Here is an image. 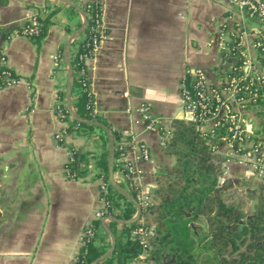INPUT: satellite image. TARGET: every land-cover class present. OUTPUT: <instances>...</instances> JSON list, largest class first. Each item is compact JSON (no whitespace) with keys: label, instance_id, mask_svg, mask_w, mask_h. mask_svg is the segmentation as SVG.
<instances>
[{"label":"crops","instance_id":"crops-1","mask_svg":"<svg viewBox=\"0 0 264 264\" xmlns=\"http://www.w3.org/2000/svg\"><path fill=\"white\" fill-rule=\"evenodd\" d=\"M69 1L77 5V14H71L69 4L61 0H0L4 31L23 23L34 11L45 15L56 8L38 43L20 34L0 36V47L20 76L14 85L0 88V264H74L82 231L103 206L92 166L82 178L64 173L68 149L85 146L98 152L103 147L101 135L66 132L62 145L53 139L67 123L58 118L54 105L57 92L62 91L67 108L68 64L64 52L57 63L52 55L60 47L65 49L70 35L79 29L83 4L99 1L105 28L96 51L86 60L96 113L132 144L148 146L150 158L137 163L134 180L149 193L151 204L159 200L156 189L165 179V169L175 163V156L166 152L164 134L170 137L171 121L182 119L179 82L186 69L202 67L209 83L221 85L228 64L220 39L229 44L239 35V48L264 70V54L253 46L252 34L255 28L264 34V25L228 0ZM143 101L161 129L145 127L139 111ZM263 108L243 107L252 136L251 119L256 122L257 110ZM212 126L213 118L198 128L208 132ZM215 145L216 152L226 156L223 180L239 179L244 186L259 181L264 187V170L236 160L225 142L218 139ZM112 176L120 181L117 171ZM122 190L128 192L127 187ZM154 213V209H141L140 218L155 228ZM100 224L98 236L107 234L111 243L107 223L106 227ZM147 256L133 264H157L150 252Z\"/></svg>","mask_w":264,"mask_h":264},{"label":"trees","instance_id":"trees-1","mask_svg":"<svg viewBox=\"0 0 264 264\" xmlns=\"http://www.w3.org/2000/svg\"><path fill=\"white\" fill-rule=\"evenodd\" d=\"M67 7L71 14H77L75 7L72 5H67ZM98 7V3L93 2L81 6L86 23L82 31L71 41L68 48L72 74L70 104L78 116L85 119H96L111 129L112 152L107 148L108 138L104 129L86 122L70 121L68 120L67 111V116L61 117V121L67 122L65 125L67 132L76 135H89L92 132H98L101 135L103 147L100 151L95 152L85 146L73 150V161L70 170L74 172L73 179L84 177L90 170L87 167L88 158L89 156L93 157L94 176L102 173L106 182V192H101V197L109 202L110 209L113 207L120 208V212L114 214V218L106 224L114 236V246L111 252L103 256L110 246L109 238L107 234L98 236L96 232L92 240L81 246L77 254L78 258L82 259L85 264L91 261H94L95 264H125L135 258L140 252V248L137 241L132 239L130 235L135 222L122 224L116 220L130 218L136 211L134 202L109 182L108 165L111 155L112 171H117L120 168L116 158L119 153L117 141L121 136V132L111 127L102 116L91 113L88 104L89 98L93 95L88 87L87 65L83 59L79 58L80 55L90 54L91 36L95 33L91 27L94 25L95 12L100 11ZM55 10L56 8L45 15L39 14L41 31L36 37H31L34 42L38 43L45 35L49 17ZM77 26H81L80 21L77 22ZM7 31L9 30H5L3 33ZM67 32H70V30L67 29ZM232 42L230 41V43ZM59 50L62 58L64 49L60 47ZM250 89L251 87L243 89L239 96L246 98ZM262 95H264V89L257 90L256 97L244 102V106L254 105L256 109L257 106L263 108ZM57 98L63 106L64 92L58 91ZM63 109L66 110L65 105ZM257 112L264 113V108L258 109ZM218 131L223 132L221 127L216 130V133L204 132L195 123L181 118H174L171 121V134L165 141V149L166 152L175 156V163L172 167L165 169L163 174L166 181H163L164 183H161L156 189L159 200L142 208L155 210L152 221L156 227L152 229L154 237H152V243H150V253L153 258L157 259L159 253L164 251L174 254L176 262L180 261L181 264H197V256L193 255V248L198 241L195 242L191 239L189 233L196 234L197 228L194 229L191 223L196 218L203 217L207 221L209 229V233L206 234L209 242L205 241L207 242L205 243V249L212 253V257L206 259L205 262H210V264H264V224L261 223L264 209L257 208L253 220H246L245 223L234 225L231 224L229 219L236 220L239 216L235 214L231 205L226 203L225 199L220 196L223 184L218 185V178L221 173V163L226 159V156L212 149L213 145L218 142V137H216ZM255 140H264V136L257 137ZM117 185L120 189L127 187L126 182L123 181H117ZM127 193L133 197L131 191L128 190ZM247 195L251 198H257L253 190H248ZM188 208H191L189 216L186 215ZM258 221L261 222L258 223ZM91 224L96 230L101 225L99 219H93ZM146 225H150V223L146 222ZM247 232L252 239L247 243V248L239 251L240 245L238 242L241 240L239 235L243 234L245 236ZM205 238H199V242H201L200 239L202 241L206 240ZM98 240H101L102 243H98ZM227 246H230V252L234 253L229 259L221 254V251ZM145 259H148V256Z\"/></svg>","mask_w":264,"mask_h":264},{"label":"built area","instance_id":"built-area-1","mask_svg":"<svg viewBox=\"0 0 264 264\" xmlns=\"http://www.w3.org/2000/svg\"><path fill=\"white\" fill-rule=\"evenodd\" d=\"M231 5L242 11L247 17L258 20L264 25V0H228ZM98 3L99 12H95L94 25L91 27L95 33L91 36L90 54L80 55L79 58L83 61L92 57L96 51L101 39L105 34V28L101 20V5L99 1H89ZM87 2L86 4H88ZM88 6V5H87ZM39 12H32L31 16L23 23L13 26L3 33V28L0 27V36L8 38L11 34H20L28 37H36L41 31V22L38 19ZM254 36L253 46L256 50L264 54V34L261 28L252 30ZM239 35L232 40V43L226 44L220 39V47L227 61L228 67L225 73L226 79L221 85L211 84L208 82L206 70L202 67L187 68L185 75L179 82V95L182 102V119L193 122L197 126H201L208 119L213 118V126L209 133H216V130L221 127L223 132L218 131L216 137L225 142L230 155L236 158L239 162L249 163L254 170H264V151L260 141L252 139L251 124L244 120L242 110L244 102L254 99L257 95V90L264 89V70H261L257 63L245 56L239 48ZM53 60L57 63L61 59L60 50H56L52 55ZM88 71V68H87ZM87 77V72H86ZM88 79V77H87ZM20 80V76L9 65L7 55L0 47V88L14 85ZM243 87V88H242ZM249 90L246 98L239 96L243 89ZM57 99L54 105L55 112L58 118L67 116L70 121L75 120L69 110L63 109ZM89 107L94 115L96 109L94 107L93 97L89 98ZM66 111L68 112L66 114ZM141 119L145 123L146 128L159 126L158 119L150 112V107L147 102H141L139 105ZM66 125V124H65ZM65 125L56 131L53 139L56 145L64 143ZM161 129V128H160ZM205 132V131H204ZM164 139H168V135L164 134ZM91 137L97 138V133L89 134ZM119 153L116 160L120 164L117 170L120 181L126 182L127 189L133 193L134 200L140 205L141 209L151 204L149 193L143 190L134 180L138 175L137 163L150 158V150L146 143L137 142L132 144L124 135L121 134L117 141ZM77 147L68 149V156L64 163V173L67 177L72 178L74 172L70 170L71 162L73 161V150ZM216 145L212 149L216 151ZM130 155V156H129ZM94 158H89L87 167H93ZM98 180L100 193L106 192V182L103 179V174L95 176ZM102 208L94 212V219H99L101 223H107L114 218V214L119 213V207L110 209L109 202L103 197ZM154 227L146 225V222L140 217L135 221V225L131 229V238L137 241L140 252L134 259L125 264H133L135 259H143L150 252V237ZM97 230L91 223L87 224L82 231L81 246L92 240ZM74 264H85L82 259L75 257ZM88 264H95L94 261Z\"/></svg>","mask_w":264,"mask_h":264},{"label":"rangeland","instance_id":"rangeland-1","mask_svg":"<svg viewBox=\"0 0 264 264\" xmlns=\"http://www.w3.org/2000/svg\"><path fill=\"white\" fill-rule=\"evenodd\" d=\"M247 22L249 21L245 20V23ZM249 109L250 110L252 109L251 111H255L253 108H249ZM257 116L258 117H257L256 122L254 119H251V122L253 123V129H254L253 130L254 134H253L252 139L254 141H256L255 138L264 136V113H259ZM258 141L261 142V146L264 151V140H258ZM223 165H224V161L221 163V173L219 175V178L223 177V174H222ZM237 176L241 177L242 175H237ZM164 181H166V179H164ZM241 182L242 181H240L239 179H235V178H233L232 181L226 178L224 180L222 179L220 183L218 181V185L223 184V187L220 191V196H222V198L225 199L226 203L231 205V207L234 209L235 214H237L240 217L239 214L241 210L246 213H250L253 209H257V208L264 209V196L262 195V193L264 192V187L260 184V182L259 181L251 182L250 184L248 183L246 186L242 185L243 183ZM247 188L255 189V194L257 198H251L250 196H248ZM253 199H255L256 202H254L253 206H251L250 201H252ZM190 212L188 215L187 214L186 215L189 216L191 214ZM229 221L231 222V224L233 223L234 225H237L238 223L240 224L243 222L245 223V220H242L241 222L239 221V219H236V220L229 219ZM260 222L261 221H258V223ZM261 223L264 224V221H262ZM191 225L194 227V229L197 228L196 234H192L191 232L189 233V237L191 239H193L195 242L198 241V243H195L194 248H193V255L197 256V257L195 256L197 260V264H210V262H205L206 259H208L209 257H212V253L205 249V243H207L205 241L209 242V238L208 236H206V234L209 233L208 223L203 217H198L194 220V222L191 223ZM243 234L239 235V238L241 239L238 242L240 245L239 251H243L245 248H247V243L252 239V237L249 235L248 232L246 233L245 236H243ZM202 237H206L205 238L206 240L202 241L200 239L201 242H199V238H202ZM257 239H260V238H257ZM149 241L150 243H152V238L151 240L149 239ZM230 249L231 247L227 246L221 251V254L224 255L227 259H229L234 254L233 252L232 253L230 252Z\"/></svg>","mask_w":264,"mask_h":264},{"label":"water","instance_id":"water-1","mask_svg":"<svg viewBox=\"0 0 264 264\" xmlns=\"http://www.w3.org/2000/svg\"><path fill=\"white\" fill-rule=\"evenodd\" d=\"M61 1L65 2V3L69 4V5H72L73 7L78 9L77 5L75 3L69 1V0H61ZM85 23H86V19L83 16V20L81 22V26L79 27V29L77 31L73 32L70 35V37H69V39H68V41L66 43L65 49H64V55L66 56V60H67V64H68V86H67V90H66V105H67V108H68L70 114L72 115V117L75 120H77L79 122H86V123H89V124H93V125H95L97 127H100L102 129H104V131L106 132L107 138H108V149H109L110 152H112V150H113V139H112L111 129L107 125H105L104 123H102L100 121L92 120V119H85V118H82V117L78 116L72 110L71 104H70V85H71L72 74H71V67H70L69 58H68V48L70 46L71 41L82 31L83 26L85 25ZM108 172H109V182L113 185V187H115L116 189L120 190L130 200H132L134 202L135 207H136V211L134 212V214L130 218H128V219H116V220H118L122 224L134 223L140 217L141 207L129 193H126L122 189H120L118 187V185H117V182L113 179V176H112V155L110 156V160H109ZM218 181L220 183L222 181V178H219ZM254 202H256L255 199L250 201V205L253 206ZM190 211H191V208H188L186 214L188 215ZM103 226L106 227L104 224H103ZM107 231H108V229H107ZM108 232L110 233V236H111V243H110V246L108 247V249L106 250V252L104 253L103 256L109 254L111 252L113 246H114V236H113V234L110 231H108ZM156 263L157 264H181L180 261L176 262L174 254H169V253L164 252V251H161L159 253L158 258L156 259Z\"/></svg>","mask_w":264,"mask_h":264},{"label":"flooded vegetation","instance_id":"flooded-vegetation-1","mask_svg":"<svg viewBox=\"0 0 264 264\" xmlns=\"http://www.w3.org/2000/svg\"><path fill=\"white\" fill-rule=\"evenodd\" d=\"M240 217L238 218L239 221L242 222V220H253L254 216L256 215V209H253L250 213H246L244 211H240ZM263 221H264V216L262 217Z\"/></svg>","mask_w":264,"mask_h":264}]
</instances>
